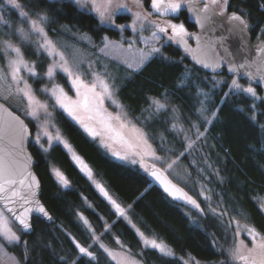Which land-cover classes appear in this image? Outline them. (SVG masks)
<instances>
[{
	"label": "trees",
	"instance_id": "1",
	"mask_svg": "<svg viewBox=\"0 0 264 264\" xmlns=\"http://www.w3.org/2000/svg\"><path fill=\"white\" fill-rule=\"evenodd\" d=\"M18 3L30 15L38 11L49 16L45 28L53 39H66L65 34L74 38H84L85 34L93 39L94 51L89 57L93 68L110 80L117 99L147 131L160 155L174 159L199 207L177 203L138 164L115 158L80 124L54 107L50 95L39 91L43 84L51 83L46 77H31L37 93L51 103L55 124L94 175L127 207L133 223L147 235L163 240L177 256L144 247L135 228L118 215L61 143L45 151L34 140L30 146L37 159L41 198L55 221L49 223L34 216L30 234L14 222L20 239L11 244L4 241L6 249L16 255L19 264H117L80 219L84 215L104 243L124 244L145 264H185L183 257L188 255L196 256L203 264H237L228 254L234 246L233 220L246 221L264 235V90L255 86L258 96L232 90L228 80L231 75L211 74L192 64L173 40L164 42L140 70L129 68L99 52L105 38H118L120 30L104 23L98 15L70 0ZM0 9L7 19V25L0 22V41L17 39L13 33L20 27L21 16L6 0H0ZM228 9L239 11L247 19L253 40L264 41V0H229ZM178 17L189 29L195 28L185 11L181 10ZM20 45L26 56L37 62V71L43 73L50 57ZM216 76L227 78L219 81ZM0 77V99L27 118L34 130V119L26 114L27 104L3 56ZM56 78L68 83L60 71ZM156 99L167 104L165 112L151 106ZM201 108L205 109L203 114ZM188 135L195 140L191 147ZM55 170L67 179V187L60 184ZM172 176L186 186L179 176ZM77 244L88 247L94 258L81 255Z\"/></svg>",
	"mask_w": 264,
	"mask_h": 264
},
{
	"label": "rangeland",
	"instance_id": "2",
	"mask_svg": "<svg viewBox=\"0 0 264 264\" xmlns=\"http://www.w3.org/2000/svg\"><path fill=\"white\" fill-rule=\"evenodd\" d=\"M73 3L75 0H70ZM212 2V0H209ZM229 0H216V5L220 8V10H224L226 7V3ZM8 3V0H6ZM149 5L145 3V0H139V3H137V0H112L111 8L109 9L111 13V19L108 18V16H104L102 19L101 13L105 10V0H95V8L92 6V0H88L87 5L77 4L80 8H84L89 10L95 15H98L100 19L108 24L113 25L115 28L120 30L119 37L118 38H112V37H106L104 40V43L100 46L98 49L99 52L106 57H111L112 59L116 60L117 62H121L127 67H131L135 70H140L141 67L148 62L152 55L155 52H152L151 49L153 47L158 48L160 50L161 45L164 42L167 41H174L172 34V29L167 26V23H173V24H183L186 31H188V26L186 22H184L183 19L178 20V16L180 15V9L182 7L183 0H175V2L179 3L181 7L175 12H171L170 10L168 12H156L155 9L151 6V0H149ZM167 2V0H166ZM9 4V3H8ZM10 5V4H9ZM118 5H123L122 7H118ZM16 9V8H15ZM99 9V10H97ZM18 11V14L20 12V9H16ZM24 10V9H23ZM26 11V10H24ZM20 17V15H19ZM30 19H35L34 15L29 14ZM161 18V21L158 22V19ZM0 19L3 21H6L7 19L3 17L2 10L0 9ZM21 23L20 27H23L27 29L29 27L28 23H24L22 20H25V18L21 17ZM114 21V23H113ZM27 22V21H26ZM120 25H123V27H119ZM159 25V27H157ZM19 27V28H20ZM160 28H166L165 32H161ZM45 31L47 32L48 38L52 40L55 44V48L57 52L63 53L64 59L67 60L69 67L72 69L75 75H78L80 79L84 80L85 83L91 84L92 82H95L97 80H102L105 83L108 84L109 88L112 91V98L108 99L105 97L103 102V109L107 110V113L112 114L113 116L119 115L121 117V120L127 124V127L124 129L119 128V122L113 121V127L117 129V133L109 132L105 129V127L99 122V119L96 118L95 112H85L83 110H79L77 112V115L81 117V120L83 121V124L81 122H78L77 120H74L71 116V118L78 124L81 125V127L85 130V127L83 125H87L89 128L95 130L99 133V135L93 137L88 131H86L90 136L97 139L98 143L103 145L109 153H111L115 158L121 160V161H127L129 163H136L138 164L144 171L149 172L152 168H160L163 172H165L174 182L177 184H180L185 191L188 193V197H191L192 200H194L193 194L190 192L188 188V184L185 182V179H183L184 173L178 171V166L176 167L174 159L168 160L167 158H164L160 153L155 149L153 142L150 140L148 133L145 129H143L136 120H134L133 117L130 116L128 110L124 107L122 102H120L115 94L114 89L112 88L111 82L107 77L102 74L99 71H96V69L93 68V62H91L90 55L94 51V41L92 38H89L87 35L82 34V37H70L65 34L63 36L66 39H59L49 34L47 31V28H45ZM172 32V33H171ZM155 34V35H154ZM187 34V32H186ZM34 39H37L34 37ZM10 41L14 44V46L21 47L20 43L17 41L18 39H3L1 41ZM63 42V44L61 43ZM255 42H257L255 40ZM50 57V56H49ZM141 57H146V59L143 61V64L140 63ZM25 58L28 61H31L25 54ZM60 58L59 56L55 57V60L58 61ZM50 64L53 62V57H50ZM7 62V59H6ZM49 66V65H48ZM8 69V65H7ZM59 69H57L56 73L54 74V78L51 81L50 84L42 85L40 87L44 88L45 86L51 88L54 85L59 86L57 89V92H59V89L62 88L65 93H67V96L72 101H82L83 97H78L76 95V91L74 88L71 87V80L67 77L68 83L65 84L64 82L60 81V79L56 78V74L58 73ZM8 73L9 69H8ZM21 75L24 76V78L28 81V83L32 86V89L35 94L34 103L37 104H44L48 105L47 111L51 113L50 116H45L44 110L40 109L38 112V117L33 118V116L28 115V112L30 111L29 108V100L19 91V89L24 87L23 82H21L19 85H17L13 80V83H15L17 90L19 93H21L25 99V102L27 104V116L29 118L34 119V130H33V140L36 142V135L38 131L41 130H47L53 135L56 134V130H59V133L61 135V139L63 141H66L71 146V152L66 149L71 155L73 161L76 165L84 172L86 176H88L86 173L91 168L86 163L82 155H79L76 150L74 149L73 145L69 143L67 140L65 134L61 131V129L55 124L54 122V113L51 110V103L48 102V100L42 98L39 93L36 91L35 83L32 82L31 77L27 75L23 70L21 71ZM215 79L219 81H225L227 77L225 76H216ZM229 84H232L233 80H236L240 85V89L232 88L234 91L242 90L244 88L251 87L255 90V85L251 83L249 80L248 82H243L240 77L237 75H231L229 77ZM83 91V90H82ZM97 91H100L98 88ZM245 92V91H244ZM247 93V92H246ZM249 94V93H248ZM255 96H258V93L255 91ZM51 97V96H50ZM53 101L55 102V99L51 97ZM157 100V99H156ZM113 101L115 103H113ZM161 103V100H159ZM119 106V107H117ZM61 109V108H60ZM103 109L101 111H103ZM63 110V109H62ZM64 113L68 115L67 112L63 110ZM93 116V119H89V116ZM194 139H192L188 135V145L194 143ZM54 143H61L57 141H53ZM36 144H39L43 146L44 149H49V144L47 143V138L41 136L40 142ZM51 144V145H52ZM63 146L64 144L61 143ZM74 157H78L79 159L76 160ZM159 157L160 159H157ZM171 164V167L168 165ZM91 181L94 183V185L97 187V185L103 186L105 191L108 193V197L111 198V200H114L117 204L121 206L122 209L125 210L126 215L123 216L125 220H127L136 230L137 234L142 240V244L144 247H152L151 244L146 245L145 240L152 241L155 240L157 243L163 245L167 251L172 253V256H177V254L174 252V250L169 247L163 240L158 239L157 237L153 235H147L140 227L136 226L133 223V220L131 216H129V213L127 211V207L123 206V204L120 202V200L114 196L107 186L102 183V181L94 175L93 171ZM175 175L176 177L179 176V178L186 183V186L183 185V182H181L179 179L174 178L171 174ZM180 174V175H179ZM99 193L104 196L99 188L97 187ZM203 194H205L203 192ZM106 197V196H105ZM107 198L110 205L115 209L114 205L111 203L110 199ZM0 210L4 209L0 205ZM5 216L8 217L10 221V227L12 230L16 233L17 236L20 238V233L17 231L15 227V223L12 221L11 217L7 214L6 211H4ZM119 215V214H118ZM88 221L87 226L89 229L92 230L93 236L95 239L99 242L100 245H104L102 248L105 250L107 249V253L111 257L112 260H114L117 264H131V262H135V264H145L140 257H138L134 252H132L129 248H127L124 244L120 243L117 246H110L107 243H104L102 239L99 238L98 233L92 229L91 223L89 222L88 218H86L84 215H81ZM120 216V215H119ZM122 217V216H121ZM234 228V239H233V247L236 246H242L243 254L244 255H250L249 249L253 248V242L252 239L248 236L247 232L244 230V226H248L249 228H253L248 222L246 221H239V220H233ZM255 231L259 234L258 238H264V235L257 231L256 228ZM4 239L0 238V264H19V260L16 257L15 254L9 252L6 249ZM7 242V241H6ZM241 242L243 244L241 245ZM80 246H82L80 244ZM246 246V247H243ZM84 247V246H82ZM85 248H88L85 246ZM89 249V248H88ZM90 251V250H89ZM171 256V255H168ZM251 256L258 259L259 256V250L251 253ZM190 258H194L195 262H198V264H203L196 256L188 255L183 257L184 262L189 261V264H194ZM237 264H243L242 261L236 260Z\"/></svg>",
	"mask_w": 264,
	"mask_h": 264
},
{
	"label": "snow or ice",
	"instance_id": "3",
	"mask_svg": "<svg viewBox=\"0 0 264 264\" xmlns=\"http://www.w3.org/2000/svg\"><path fill=\"white\" fill-rule=\"evenodd\" d=\"M8 3L16 9H20L19 15L27 21L29 24V27L27 29L20 27L16 28L14 30V35L17 37V39L20 41V43L24 46H30L34 49L35 54L40 53H46L48 56L53 57V62L49 64L47 69L41 73L37 71V62L36 61H28L25 58V51L22 49V47L14 46V44L10 41H0V56H3L7 59V65L8 69L11 75L12 80L19 85L21 82H23L24 87L19 89L21 93L29 100V108L30 111L28 112V115L33 116V118L38 117V112L40 109L44 110L45 116H50L51 113L47 111L48 105L44 104H37L34 103L35 94L32 89V86L28 83V81L24 78L23 75H21V71L23 70L29 77L35 78L36 80H42L45 77L48 79L49 82H51L54 78V74L56 73L57 69H59L60 72L64 73L70 80H71V87L75 89L76 95L78 97H83L82 101H72L68 96L67 93L63 91L62 88L59 89V92H57V89L59 86H53L51 88L45 86L44 88L39 89L40 92L50 95L55 99V106H58L59 108L63 109L65 112L68 113L69 116H71L74 120H77L78 122H81L83 124V121L81 120V117L77 115V112L79 110H83L85 112H95L96 118L99 119V122L105 127L106 130L109 132L117 133V129L113 127V121L119 122V128L124 129L127 127V124H125L119 115L113 116L110 113H107L106 109H103V102L105 97L108 99L112 98V91L109 88L108 84L105 83L102 80H97L95 82H92L91 84L85 83L84 80L80 79L78 75H75L72 69L69 67L67 60L64 59L63 53L57 52L55 48V44L52 40L48 38L47 32L45 31V26L50 22V18L46 14H41V12H33V15L35 16V19L29 18V13L27 11H24V5H21L18 3V0H8ZM75 3L87 5L88 0H75ZM137 3H139V0H137ZM212 3L215 4L216 0H212ZM112 0H105V10L101 13L102 19L104 16H108L109 19H111V13L109 9L111 8ZM92 6L95 8V0H92ZM123 5H118V7H122ZM151 6L153 9L156 10V12H168L169 10L173 13H175L181 5L175 0H151ZM99 10V9H97ZM207 10V5L205 7V11ZM231 19L238 20L240 24L244 25V27H247V24L244 20H242L239 16L233 15ZM0 22H3L5 25H7V21H2L0 19ZM114 23V21H113ZM119 27H123V25H120ZM159 27V25H157ZM167 27L172 29V32L176 36H182L186 35V30L184 28L183 24H173L168 22ZM161 32H165L166 28H160ZM155 35V34H154ZM36 37L37 39H34ZM152 52H158L159 49L153 47L151 49ZM59 56V60L56 61L55 57ZM146 59V57H141L140 63L143 64V61ZM205 67H209V64H205ZM218 66V65H217ZM243 67V65H241ZM229 71H235V69H229ZM2 78V77H0ZM232 88L240 89L241 85L236 81L233 80L231 84ZM100 89V91H97V89ZM83 90V91H82ZM243 91L250 93L252 95H255V90L251 87L244 88ZM113 103H115L113 101ZM154 106L157 112H165L167 110V104L161 103L159 100H153L152 105ZM119 107V106H117ZM103 109V111H101ZM173 111H175L173 109ZM205 111L204 108L200 109L201 114H203ZM215 115V113H213ZM89 119H93V116H89ZM207 119V118H206ZM208 123H211L210 120L207 121ZM85 127V130L88 131L93 137L99 135L98 132L95 130L89 128L87 125H83ZM175 127V125L173 126ZM120 134V133H117ZM17 137L19 138L20 142L22 143L23 138L27 135V129L26 127L21 123L19 130L16 133ZM199 132L197 135V138H199ZM41 136L47 138V143L49 146L53 143V141L61 142L64 144V147L68 149L71 152V146L61 139V135L59 133V130H56V134L53 135L47 130H41L38 131L36 135V142L39 143ZM43 147V146H42ZM189 147H191V144H189ZM47 151V149H45ZM11 153H6L4 155H0V192L5 191V185L12 186L17 183H19L21 186H26L29 190V196L28 197H21V199H24L25 203H33V201L30 199V197L35 195L34 189L38 187V184L35 181V177H31V173H28L27 176L24 179L17 180L15 178L16 172L20 171V165L21 162L18 160L10 159ZM74 159L78 160V157H74ZM157 159H160L157 157ZM171 167V164L168 165ZM15 169V170H14ZM26 169V165H25ZM88 177L91 179L92 172L89 169L86 173ZM154 176L156 175L155 172L152 173ZM55 175L58 178V181L61 185L64 187L68 186L67 179L63 176V174L59 170H55ZM28 177H31V182L25 185V179ZM158 178V177H157ZM100 192L108 197V193L105 191L103 186L97 185ZM165 191H168L170 195L175 196V192H173L169 188H165ZM18 192L13 191L12 196H17ZM111 201V203L114 205L116 212L120 216H125V210L121 208L119 204H117L114 200H111L110 197H108ZM184 198L188 200L189 203H192L196 207H199V205L196 204L194 200L191 199V197H187V194H184ZM10 199V198H6ZM35 207L36 211L43 213L45 216H47V212L45 209L39 205L38 201H35ZM8 213H11L13 218L19 222V225L22 226V230H27L31 227L28 219H27V213L32 211V208H26L24 209V212L17 215L12 208H6ZM51 219V217H48ZM81 220L84 221V223L87 225L88 221L84 219V217H80ZM10 221L7 216H5L4 211L0 210V238H3L8 243H15L19 241V236L16 235V233L12 230V228L9 226ZM244 230L247 232L248 236L252 239L253 242V248L249 249L250 255H244L242 246H236L228 250V254L232 260H240L243 262V264H264V238H258L259 234L255 231L253 228H249L248 226H244ZM95 239V237H94ZM146 245L151 244L153 248L158 249L161 253L164 255H172L171 252L167 251L166 248L157 243L155 240L144 241ZM243 242H241V245ZM102 248L104 245H100ZM79 253L84 256L92 257L93 253L89 251L88 248L82 247L79 244L76 245ZM246 247V246H243ZM259 250V256L258 259L251 256V253ZM105 251L107 249L105 248ZM63 259V257L61 258ZM194 262V264H198V262L194 261V258H190ZM75 264V261L73 262ZM131 264H135V262H131ZM185 264H189V261H185Z\"/></svg>",
	"mask_w": 264,
	"mask_h": 264
},
{
	"label": "water",
	"instance_id": "4",
	"mask_svg": "<svg viewBox=\"0 0 264 264\" xmlns=\"http://www.w3.org/2000/svg\"><path fill=\"white\" fill-rule=\"evenodd\" d=\"M183 1L182 10L186 12L188 21L193 23L195 28L187 35H173V38L178 47L185 50L191 63L211 74L222 72L229 75L238 74L241 79L249 80L253 85L264 90V41L254 42L247 19L237 10L221 12L217 6L205 0ZM206 5L207 10L205 11ZM233 15L244 20L247 27L245 28L238 20L231 19ZM205 64L210 66L205 67ZM229 69H235V71H229ZM21 123L27 129V135L23 138L22 143L16 135ZM32 141L33 129L27 118L0 99V155L10 152V159L21 162L20 171L15 174L17 180L24 179L28 173H31V177H35L38 184V187L34 189L35 195L30 197L33 201L30 204L21 199V197L29 196V190L19 183L12 186L5 185V191L0 192V205L4 211L7 212L6 208H12L19 215L24 212V209L32 208V211L26 214L31 225L27 230H22L19 222L13 218L11 213L7 212L25 234L32 232L34 216L49 223L55 221L53 214L41 198V178L35 169L37 159L31 150ZM153 172L156 173L155 176L152 174ZM148 173L153 183L158 185L164 193L169 194L168 191H165L167 187L175 192V196L169 195L177 203L188 204V200L184 198L185 193L188 197L185 189L160 168H152ZM31 177L25 179V185L31 182ZM14 190L18 192L17 196H12ZM35 201H38L39 205L45 209L47 216L36 211Z\"/></svg>",
	"mask_w": 264,
	"mask_h": 264
},
{
	"label": "flooded vegetation",
	"instance_id": "5",
	"mask_svg": "<svg viewBox=\"0 0 264 264\" xmlns=\"http://www.w3.org/2000/svg\"><path fill=\"white\" fill-rule=\"evenodd\" d=\"M200 1H202V0H200ZM205 1H208V2H210L209 0H205ZM210 3H212V2H210ZM213 4V3H212ZM215 6H217L216 4H214ZM150 6V5H149ZM218 7V6H217ZM218 9L220 10V8L218 7ZM181 10H182V7H181V9H180V12H181ZM227 10H229L228 9V2L226 3V7H225V9L224 10H220L221 12H224V11H227ZM161 21V18L160 19H158V22H160ZM166 28H167V26H165ZM169 29V28H168ZM193 29L194 28H192V29H188V31H186V32H190V31H193ZM172 33V32H171ZM173 34V33H172ZM256 43V42H255Z\"/></svg>",
	"mask_w": 264,
	"mask_h": 264
}]
</instances>
